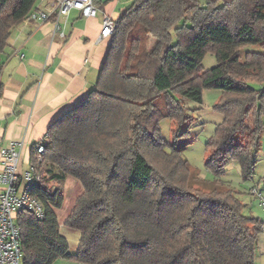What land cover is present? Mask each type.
Masks as SVG:
<instances>
[{"label": "trees", "instance_id": "1", "mask_svg": "<svg viewBox=\"0 0 264 264\" xmlns=\"http://www.w3.org/2000/svg\"><path fill=\"white\" fill-rule=\"evenodd\" d=\"M35 2L0 0V71ZM250 44L259 50L242 54ZM206 53L217 61L208 69ZM210 88L221 91L213 109L222 119L205 142L214 176L206 190L160 121L175 123V137L188 134L177 132L194 121L187 103L201 108ZM263 133L264 0H132L114 22L96 82L42 138L31 193L43 215H16L22 264H255L261 221L242 212L221 177L233 159L243 179L252 177ZM66 176L83 188L64 221L80 234L74 252L55 212Z\"/></svg>", "mask_w": 264, "mask_h": 264}, {"label": "crops", "instance_id": "2", "mask_svg": "<svg viewBox=\"0 0 264 264\" xmlns=\"http://www.w3.org/2000/svg\"><path fill=\"white\" fill-rule=\"evenodd\" d=\"M58 1L36 0L34 11L50 14ZM131 2L93 0L94 16L70 8L58 20L63 34L55 29L52 18H27L13 29L1 55L0 149L22 140V171L24 164L28 166L31 146L42 140L50 124L96 82L109 43V38H99L103 17L115 22ZM82 191L79 180L68 176L62 205L55 210L59 231L72 250L77 248L80 234L64 221Z\"/></svg>", "mask_w": 264, "mask_h": 264}, {"label": "rangeland", "instance_id": "3", "mask_svg": "<svg viewBox=\"0 0 264 264\" xmlns=\"http://www.w3.org/2000/svg\"><path fill=\"white\" fill-rule=\"evenodd\" d=\"M245 50H259L257 45H247L243 48L242 54ZM217 63L216 58L211 53H206L202 59V66L208 69ZM221 94L218 89H204L203 90V103L201 108L191 110L199 105L188 101L187 108L194 116V121L190 126L182 125L178 127V133L188 130V134L178 137L174 136L175 123L167 119L160 121V129L162 136L170 143L175 145L181 150L183 158L188 161L190 170L199 176L198 180H193L194 185L200 189L208 190L210 188L206 180L213 179V173L207 170L205 166V159L208 154L205 142L212 134L216 124L221 121L222 115L213 109V104L217 101ZM260 148L254 152L256 158V166L254 174L251 178L243 179L241 167L239 162L235 159L228 162L221 179L229 184L237 192V196L243 203L242 212L245 215H252L258 217L261 221V228L264 222V211L258 204L257 197L253 192H250L251 187H257L260 192L264 194V133L261 136ZM24 169L27 164H24ZM68 176L65 177L64 181ZM65 203V202H64ZM66 204L64 205V207ZM70 252L74 250L69 248ZM255 264H264V229L258 235L256 248H255ZM53 264H85L73 259L58 258Z\"/></svg>", "mask_w": 264, "mask_h": 264}, {"label": "built area", "instance_id": "4", "mask_svg": "<svg viewBox=\"0 0 264 264\" xmlns=\"http://www.w3.org/2000/svg\"><path fill=\"white\" fill-rule=\"evenodd\" d=\"M70 8L79 10L85 16H94L96 8L93 0H59L56 8L50 14L32 11L28 18L46 21L54 20L55 29L63 34L59 18L65 16ZM114 29V21L104 16L101 22L99 38H109ZM22 140L13 141L7 147L0 149V264H22L20 246V230L16 223V215L21 210L30 211L36 218L43 215L41 202L32 195L31 189L40 180L37 161L41 160L43 141L35 146L36 163L28 162L27 168L21 169ZM257 197L258 204L264 211V194L257 187H251ZM264 229V222L262 224Z\"/></svg>", "mask_w": 264, "mask_h": 264}]
</instances>
